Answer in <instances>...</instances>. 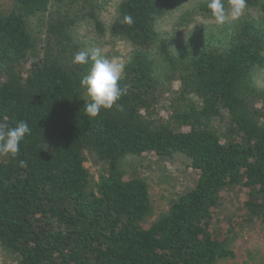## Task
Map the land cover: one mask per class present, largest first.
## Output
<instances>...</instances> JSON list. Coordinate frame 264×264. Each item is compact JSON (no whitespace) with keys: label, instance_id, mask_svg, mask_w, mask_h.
<instances>
[{"label":"trees","instance_id":"16d2710c","mask_svg":"<svg viewBox=\"0 0 264 264\" xmlns=\"http://www.w3.org/2000/svg\"><path fill=\"white\" fill-rule=\"evenodd\" d=\"M178 1L118 0L108 28L97 0H9L0 10V121L31 129L15 158L0 155V253L11 264H217L234 256L226 202L238 200L237 219L227 217L236 228L264 224V92L253 81L264 67V0H246L257 19L173 51L157 24ZM198 10L210 15L207 3ZM83 24L133 47L123 110L95 119L81 85L91 62L72 63ZM178 154L194 182L146 223L147 183L124 162Z\"/></svg>","mask_w":264,"mask_h":264},{"label":"rangeland","instance_id":"374dc122","mask_svg":"<svg viewBox=\"0 0 264 264\" xmlns=\"http://www.w3.org/2000/svg\"><path fill=\"white\" fill-rule=\"evenodd\" d=\"M208 0H179L177 6L167 16L158 21L157 30L173 41L172 50L176 51L186 43L197 39L199 43L212 42L223 37L224 29L236 20L229 18L223 24L215 23L210 15L201 13L198 8ZM118 0H97L99 17L106 28L109 27L116 15ZM9 0H0V10L6 11ZM249 16L257 19L256 10L247 9L239 19ZM227 31L225 30V37ZM78 39L83 44V50L100 48L106 58H119L126 64L133 47L126 42L111 38L107 33L98 37L90 25L83 24L77 28ZM253 81L258 90L264 92V67L258 69L253 76ZM224 128V126H220ZM89 172L97 179L99 168L90 166ZM124 171L130 177H140L147 183L149 197L152 205V214L146 223H152L167 212L171 202L176 199L184 189L191 186L196 173L190 168V160L183 155H174L172 158L159 160L151 155L141 158H128L123 165ZM231 202H238L232 199ZM231 202H226L223 207L224 229L233 226L234 238L232 251L234 256L221 260L217 264H264V224L254 222L237 227L227 217L237 219L238 210ZM0 264H11L0 253Z\"/></svg>","mask_w":264,"mask_h":264},{"label":"clouds","instance_id":"9594fccd","mask_svg":"<svg viewBox=\"0 0 264 264\" xmlns=\"http://www.w3.org/2000/svg\"><path fill=\"white\" fill-rule=\"evenodd\" d=\"M246 0H208L207 9L215 23L223 24L229 18L236 20L245 14ZM121 23L131 26L134 19L131 14H125ZM91 62L87 74L81 79V85L86 89L87 100L84 105L85 114L95 119L101 110H110L114 106L123 110L118 103L127 93L126 87H121L119 81L125 72V64L119 58L111 59L102 55L100 48L82 50L74 54V65H86ZM31 134L27 122L19 121L14 127L5 121H0V155L15 158L20 153L21 142ZM23 164V162H21Z\"/></svg>","mask_w":264,"mask_h":264}]
</instances>
